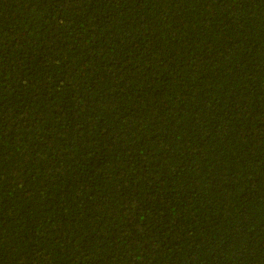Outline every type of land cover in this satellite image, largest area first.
<instances>
[{
    "label": "trees",
    "instance_id": "1",
    "mask_svg": "<svg viewBox=\"0 0 264 264\" xmlns=\"http://www.w3.org/2000/svg\"><path fill=\"white\" fill-rule=\"evenodd\" d=\"M0 264H264V0H0Z\"/></svg>",
    "mask_w": 264,
    "mask_h": 264
}]
</instances>
